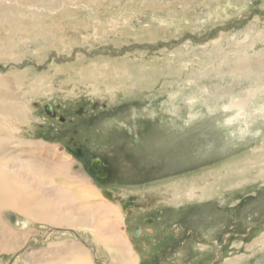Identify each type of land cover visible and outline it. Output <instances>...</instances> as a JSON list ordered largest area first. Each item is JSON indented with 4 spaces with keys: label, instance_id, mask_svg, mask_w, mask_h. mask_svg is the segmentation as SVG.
Returning a JSON list of instances; mask_svg holds the SVG:
<instances>
[{
    "label": "rangeland",
    "instance_id": "obj_1",
    "mask_svg": "<svg viewBox=\"0 0 264 264\" xmlns=\"http://www.w3.org/2000/svg\"><path fill=\"white\" fill-rule=\"evenodd\" d=\"M0 76L29 109L7 117L12 140L51 146L44 166L70 162L84 182L56 181L77 197L116 200L137 264H264V0H0ZM93 157L111 180L90 178ZM52 225L30 224L24 253L0 233V264L71 240L119 262Z\"/></svg>",
    "mask_w": 264,
    "mask_h": 264
},
{
    "label": "bare ground",
    "instance_id": "obj_2",
    "mask_svg": "<svg viewBox=\"0 0 264 264\" xmlns=\"http://www.w3.org/2000/svg\"><path fill=\"white\" fill-rule=\"evenodd\" d=\"M245 67L247 66L245 65ZM22 74L18 73L16 77L20 80ZM8 85L7 76H0V101L12 100L0 104V212L17 211L21 214L22 221L18 215L13 213L18 219V223L12 227L2 220L0 215V233L4 237V240L1 239L2 246L6 248V251L14 250V253H18L22 249L21 253H24L26 246L24 244L28 242V239L35 238L32 236L30 224L45 222L54 224L51 227L55 229V232L67 230L72 231L73 234L77 233L80 237L83 235L92 236L97 246L104 248L110 257L119 258L117 264H137L138 260L130 253L128 240L117 230L122 225L123 218L119 210L120 207L115 205L114 198L112 201L109 194L101 191L100 194L106 195L105 200H108V203L102 201L90 203V198L98 197L97 188L94 186L90 188L83 186V189L85 187L84 196L77 197L65 184L62 185L56 181L66 178L70 181L84 182L83 179L72 176L70 162L62 160L58 156L56 161L51 162L49 166H44L40 161L53 154L51 146L43 141L19 140L17 143L12 140L9 131L13 130L7 125V117L12 116L25 122L29 118V109L27 105H24L23 100L15 99V95L11 97L6 92L10 87ZM13 145L15 146L12 147ZM21 147L22 152L30 154L33 159L17 160L13 153H7L13 148L17 152V149ZM13 161H16L14 165L16 168L10 166L9 163L6 164ZM99 165L97 164V166ZM96 169L93 170V173H97ZM90 178L93 179L92 176ZM119 194L121 198H124L119 204L123 205L125 202L131 204L133 201L132 197H123L121 193ZM193 195L194 193L190 191L187 197L192 199ZM174 199L173 202H179L180 196L177 195ZM133 208L129 207L128 211L134 210L135 215L136 209ZM138 208L140 209V207ZM21 243L23 244L20 245ZM57 243L59 246H55L51 250L26 252L28 259L24 264H95L94 259L97 260V257L94 258L92 253L85 249L80 242L76 243L71 240L70 243ZM46 253L51 255L48 259L44 256ZM105 264H110V262L106 260Z\"/></svg>",
    "mask_w": 264,
    "mask_h": 264
},
{
    "label": "flooded vegetation",
    "instance_id": "obj_3",
    "mask_svg": "<svg viewBox=\"0 0 264 264\" xmlns=\"http://www.w3.org/2000/svg\"><path fill=\"white\" fill-rule=\"evenodd\" d=\"M53 109H54V107H53ZM52 114H53V112H52ZM87 160V159H86ZM94 160H98L99 161V163L98 162H94ZM83 161H85V159H83ZM82 160H80V163L81 162H83ZM89 166L88 167H86V168H84V169H86V171H88L90 174H91V176H92V178H93V180L94 181H100V182H106L107 180H109L110 179V169L104 164V162L100 159V158H95V157H93V159H90L89 160ZM97 164H100L99 166L101 167V170H100V168L98 169H96V166H97ZM98 167V166H97ZM90 169L91 170H97V173H93V172H90ZM111 171H112V169H111ZM113 173V172H112ZM100 174H101V176H100ZM111 180V179H110ZM111 192V191H110ZM109 192V193H110ZM113 194H115V193H113ZM114 196V195H113ZM132 203V202H131ZM134 213L133 212H131L130 210L127 212V220H129V219H131V217H132V215H133ZM135 217V216H134Z\"/></svg>",
    "mask_w": 264,
    "mask_h": 264
},
{
    "label": "water",
    "instance_id": "obj_4",
    "mask_svg": "<svg viewBox=\"0 0 264 264\" xmlns=\"http://www.w3.org/2000/svg\"><path fill=\"white\" fill-rule=\"evenodd\" d=\"M45 110L49 114L52 113V107L50 105H46L45 106ZM94 162H98V160H94Z\"/></svg>",
    "mask_w": 264,
    "mask_h": 264
},
{
    "label": "crops",
    "instance_id": "obj_5",
    "mask_svg": "<svg viewBox=\"0 0 264 264\" xmlns=\"http://www.w3.org/2000/svg\"><path fill=\"white\" fill-rule=\"evenodd\" d=\"M99 167H100V166H98V168H99ZM100 168H101V167H100ZM90 171L93 172V170H91V169H90ZM90 175H91V174H90Z\"/></svg>",
    "mask_w": 264,
    "mask_h": 264
}]
</instances>
